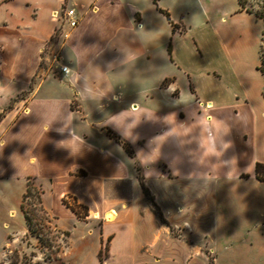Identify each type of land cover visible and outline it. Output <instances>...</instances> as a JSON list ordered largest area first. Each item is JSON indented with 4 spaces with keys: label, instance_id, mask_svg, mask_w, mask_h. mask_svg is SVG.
<instances>
[{
    "label": "crops",
    "instance_id": "crops-1",
    "mask_svg": "<svg viewBox=\"0 0 264 264\" xmlns=\"http://www.w3.org/2000/svg\"><path fill=\"white\" fill-rule=\"evenodd\" d=\"M194 2L208 3L0 0V211L36 182L69 236L81 224L99 232L92 251L100 258L107 245L104 264H223L220 246L264 250V231L240 205L264 187L257 148L233 133L241 99L160 11L185 27Z\"/></svg>",
    "mask_w": 264,
    "mask_h": 264
},
{
    "label": "rangeland",
    "instance_id": "rangeland-1",
    "mask_svg": "<svg viewBox=\"0 0 264 264\" xmlns=\"http://www.w3.org/2000/svg\"><path fill=\"white\" fill-rule=\"evenodd\" d=\"M207 1L205 7L200 5L203 11L194 2L185 27L177 24L174 30L189 34L186 39L190 44H194L191 37L194 35L197 45L202 46L201 51L204 50L205 60L209 62L207 67H216L225 79L228 97L231 99L236 94L241 99V107L232 121L233 133H242L243 139L247 138L251 147L257 148L259 162L264 163V81L257 70L261 38L264 40V0H247L246 6L251 14L246 11L236 13L237 0ZM39 80L36 78L34 84ZM27 95L26 91L17 99L26 98ZM250 161L248 159L241 164L246 172L252 169ZM28 187L31 188L28 196H25L26 193L18 195L16 202L0 211V223L4 225L6 220L10 233L8 244L0 253V264H12V258L17 259L16 255L18 264H104L98 253L92 251L94 242H98L99 232L90 235L91 227L81 224L76 231L69 228L72 233L69 236L42 204L40 186L30 181ZM243 196L240 205L249 206L253 212L251 221L257 224L259 232L264 231V187L251 197L247 194ZM15 208L18 210L16 215H13V211L9 213V209ZM78 212L80 219L85 221L86 210L78 208ZM24 214L29 218L33 234L29 232ZM93 227L98 229L100 224L95 223ZM2 235L0 230V238ZM106 246L104 244L102 256ZM247 247L238 246L233 250L220 246L222 263L264 264V250ZM81 249L83 253L80 256L78 252Z\"/></svg>",
    "mask_w": 264,
    "mask_h": 264
},
{
    "label": "trees",
    "instance_id": "trees-1",
    "mask_svg": "<svg viewBox=\"0 0 264 264\" xmlns=\"http://www.w3.org/2000/svg\"><path fill=\"white\" fill-rule=\"evenodd\" d=\"M153 1H154V3L157 5V0H153ZM238 4H239V6H240V11H246V12L249 13V14L252 13V12L247 8V6H246V5H247V0H238ZM160 11H161L164 15H166V17L168 18V20L170 21V23L172 24V26H173L174 28H176V25H175V24L171 21V19H170V15H169V13L166 12V11H164V10H161V9H160ZM262 42L264 43V40L261 38V46H260V52H259L260 63H259V66H258L257 70L260 72V74H261V76H262V78H263V81H264V46L262 45ZM263 94H264V93H263ZM0 118H1V116H0ZM123 146H124V148H126V150L128 151V153H130V154L132 155V150L129 149V147H128L126 144H123ZM255 176H256V178H257L260 182L264 183V163L258 162V163L256 164V166H255ZM138 179H139V181H140V184H141V187H142V189H143V192H144L145 196L151 201V203L153 204V206L156 208V210H157L158 213H159V216H160L161 220H162L163 222H165V219H164V217L162 216V213L160 212L158 206H157L156 203L154 202V198H153V196L151 195L149 189L146 187L145 182H144V177L141 175V172H139V170H138ZM30 193H31V188L28 187L25 196H28ZM65 202L68 204L67 201H65ZM71 207H72V210L76 212V215L80 218V215H79V212H78V210H77V207H76V206H71ZM24 216H25V219H26V223H27V225H28V228H29V232H30L31 234H33L34 231L32 230L31 225H30V223H29V218H28V216H27L26 214H24ZM172 232L174 233V230H173V229H172ZM40 243H41V245L43 246V241L40 240ZM106 247H107V246H106ZM15 257H16L17 259L15 260V259L12 258V262H11L12 264H18V256L16 255ZM50 260H51V259H50ZM100 260L102 261V256H101V254H100ZM38 264H40V263H38Z\"/></svg>",
    "mask_w": 264,
    "mask_h": 264
},
{
    "label": "built area",
    "instance_id": "built-area-1",
    "mask_svg": "<svg viewBox=\"0 0 264 264\" xmlns=\"http://www.w3.org/2000/svg\"><path fill=\"white\" fill-rule=\"evenodd\" d=\"M65 16L66 18L69 19L70 26L72 28H76L78 26L79 20L75 17V11L74 10H66L65 11ZM60 53H55L54 54V60L58 61L60 59ZM61 71L65 74L69 73V70L66 66L61 67Z\"/></svg>",
    "mask_w": 264,
    "mask_h": 264
},
{
    "label": "bare ground",
    "instance_id": "bare-ground-1",
    "mask_svg": "<svg viewBox=\"0 0 264 264\" xmlns=\"http://www.w3.org/2000/svg\"><path fill=\"white\" fill-rule=\"evenodd\" d=\"M112 215H113V217H112ZM108 217H112V219H113L114 218V213L109 214Z\"/></svg>",
    "mask_w": 264,
    "mask_h": 264
}]
</instances>
